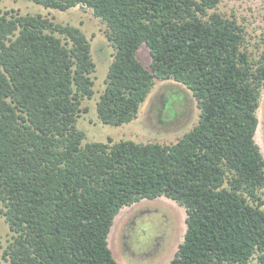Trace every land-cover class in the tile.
Instances as JSON below:
<instances>
[{
	"label": "trees",
	"instance_id": "obj_1",
	"mask_svg": "<svg viewBox=\"0 0 264 264\" xmlns=\"http://www.w3.org/2000/svg\"><path fill=\"white\" fill-rule=\"evenodd\" d=\"M83 5L115 49L99 119H136L157 80L192 91L197 124L176 142H86L76 127L94 96L80 27L0 11V215L14 232L8 264H119L109 233L120 210L165 196L187 212L168 264H264V155L255 136L264 53L254 62L220 0H32ZM208 16V17H206ZM145 43L152 61L137 58Z\"/></svg>",
	"mask_w": 264,
	"mask_h": 264
},
{
	"label": "rangeland",
	"instance_id": "obj_2",
	"mask_svg": "<svg viewBox=\"0 0 264 264\" xmlns=\"http://www.w3.org/2000/svg\"><path fill=\"white\" fill-rule=\"evenodd\" d=\"M6 10L42 14L59 23L78 26L90 41L96 64L92 74L95 93L91 99L83 100L82 106H87L88 111L82 112L76 122V127L85 132L84 143L107 142L111 138L115 142L130 139L139 143L171 144L197 124L200 115L197 100L190 89L173 79L156 81L136 119L118 126L103 123L98 117L96 103L105 88L107 71L115 54L105 33L106 25L92 9L83 5L61 11L35 4L32 0H0V11ZM213 12L236 20L244 30L242 49L252 61L261 59L264 53V0H220L216 8L208 10V14ZM137 58L150 68L152 57L145 43L138 49ZM257 116L259 124L255 139L264 155V86ZM186 217V209L165 196L144 198L123 207L115 217L108 237L117 262L168 264L184 240ZM13 234L0 215V264H8L4 255Z\"/></svg>",
	"mask_w": 264,
	"mask_h": 264
}]
</instances>
